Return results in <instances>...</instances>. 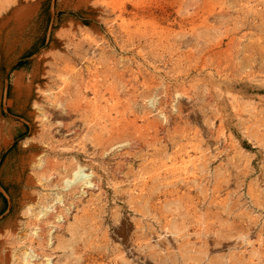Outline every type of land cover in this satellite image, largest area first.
<instances>
[{
    "label": "rangeland",
    "instance_id": "374dc122",
    "mask_svg": "<svg viewBox=\"0 0 264 264\" xmlns=\"http://www.w3.org/2000/svg\"><path fill=\"white\" fill-rule=\"evenodd\" d=\"M30 249L264 264V0H0V264Z\"/></svg>",
    "mask_w": 264,
    "mask_h": 264
},
{
    "label": "bare ground",
    "instance_id": "6f19581e",
    "mask_svg": "<svg viewBox=\"0 0 264 264\" xmlns=\"http://www.w3.org/2000/svg\"><path fill=\"white\" fill-rule=\"evenodd\" d=\"M12 1V0H11ZM181 1V0H180ZM177 2V1H176ZM135 3H136V1H135ZM178 3V2H177ZM182 3V2H181ZM159 4H161V3H159ZM7 5V4H6ZM31 6V5H30ZM32 6H33V4H32ZM149 6V5H148ZM156 6V5H155ZM162 6V5H161ZM157 7V6H156ZM203 7V6H202ZM206 7H208V6H206ZM160 8V7H159ZM14 9H16V8H14ZM136 9V8H135ZM150 9V8H149ZM155 9V8H154ZM19 10V9H18ZM124 10V9H123ZM126 10V9H125ZM147 10V9H146ZM156 10V9H155ZM12 11V10H11ZM29 11V10H28ZM120 11H122V10H120ZM142 11V10H141ZM179 11V10H178ZM177 11V12H178ZM30 12H31V10H30ZM29 12V13H30ZM130 12V11H129ZM135 12H136V10H135ZM139 12H140V10H139ZM138 12V13H139ZM161 12V11H160ZM196 12V11H195ZM200 12V11H199ZM32 13V12H31ZM155 13V12H154ZM12 14V13H11ZM133 14V13H132ZM161 14V13H160ZM21 15V14H20ZM31 15V14H30ZM134 15H136V14H134ZM156 15V14H155ZM12 16V15H11ZM25 16V15H24ZM28 16V15H27ZM8 17V16H7ZM13 17H14V15H13ZM29 17V16H28ZM154 17H156V16H154ZM167 17V16H166ZM30 18V17H29ZM135 18V17H134ZM137 18V17H136ZM158 18V17H157ZM164 18V17H163ZM9 19H10V16H9ZM144 19V18H143ZM149 19V18H148ZM175 19H176V17H175ZM174 19V20H175ZM6 20V19H5ZM15 20H17V19H15ZM26 20V19H25ZM155 20V19H154ZM163 20V19H162ZM178 20V19H177ZM138 21H140V20H138ZM150 21V20H149ZM169 21V20H168ZM8 22V21H7ZM17 22V21H16ZM26 22V21H25ZM176 23V22H175ZM183 23V22H182ZM205 23V22H204ZM3 24V23H2ZM5 24V23H4ZM16 24H18V22L16 23ZM155 24V23H154ZM158 24V23H157ZM207 24V23H206ZM170 26V25H169ZM162 27V26H161ZM204 27V26H203ZM165 28V27H164ZM147 29H149V28H147ZM159 29H160V27H159ZM167 29V28H166ZM169 29H171V28H169ZM165 34H166V32H165ZM181 34V33H180ZM194 34V33H193ZM174 36V35H173ZM171 37V36H170ZM197 37V36H196ZM123 39V38H122ZM156 39V38H155ZM96 41V40H95ZM98 41V40H97ZM183 42V41H182ZM181 42V43H182ZM95 43V42H94ZM93 43V44H94ZM166 43V42H165ZM186 46V45H185ZM181 47V46H180ZM177 48V47H176ZM96 50V49H95ZM168 54V53H167ZM175 57V56H174ZM201 62H203V61H201ZM192 64V63H191ZM206 67V66H205ZM204 68V67H203ZM210 68V67H209ZM208 68V69H209ZM200 69V68H199ZM207 69V70H208ZM215 71V70H214ZM205 72V71H204ZM218 72V71H217ZM210 73V72H209ZM212 73V72H211ZM186 74V73H185ZM206 74V73H205ZM211 75V74H210ZM220 75V74H219ZM222 75V74H221ZM214 76V75H213ZM188 77V76H187ZM224 77V76H223ZM192 79V78H191ZM201 79V78H200ZM214 79H215V77H214ZM196 80V79H195ZM217 80V79H216ZM179 81H180V79H179ZM198 81V80H197ZM211 81V80H210ZM21 82V81H20ZM180 82H182V81H180ZM214 82V81H213ZM196 83V82H195ZM216 83V82H215ZM222 83V82H221ZM179 86H181V85H179ZM196 86V85H195ZM184 87V86H183ZM230 87V86H229ZM175 89V88H174ZM185 89V88H184ZM183 89V90H184ZM182 90V91H183ZM178 93V92H177ZM175 94H176V92H175ZM177 95V94H176ZM175 97V96H174ZM61 101V100H60ZM29 139V138H28ZM28 142V141H27ZM83 167H80L79 165H78V167L77 168H75L74 170H72V172H71V174H70V178H67V179H65V183H66V185L67 186H71V187H73V188H75V189H79L81 186L83 187V188H92V187H94V184L92 183V179H91V176H90V174H81V171L83 170L82 169ZM74 194V193H73ZM34 195V194H33ZM28 196V195H27ZM34 200V199H33ZM28 205V204H27ZM29 209V208H28ZM31 212V211H30ZM41 214L39 215L40 217H44L45 215L47 216V212H48V209L46 208H44V209H42L41 211ZM40 242V241H39ZM12 254V253H11ZM25 259H29V260H31V261H34V260H36V259H39L40 260V263L41 264H54V262H53V259L51 258V257H49V256H44V257H37V255L33 252V250H29V251H27L25 254ZM7 262V261H6ZM34 264V263H33Z\"/></svg>",
    "mask_w": 264,
    "mask_h": 264
},
{
    "label": "water",
    "instance_id": "95a60500",
    "mask_svg": "<svg viewBox=\"0 0 264 264\" xmlns=\"http://www.w3.org/2000/svg\"><path fill=\"white\" fill-rule=\"evenodd\" d=\"M18 61H20V60H18ZM18 61H17V62H18ZM2 156H3V153H2V155H1V158H2ZM3 214H5V213H3ZM1 216H2V215H1Z\"/></svg>",
    "mask_w": 264,
    "mask_h": 264
}]
</instances>
